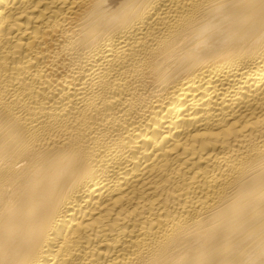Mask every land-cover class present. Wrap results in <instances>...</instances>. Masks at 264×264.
I'll return each mask as SVG.
<instances>
[{
	"label": "bare ground",
	"instance_id": "1",
	"mask_svg": "<svg viewBox=\"0 0 264 264\" xmlns=\"http://www.w3.org/2000/svg\"><path fill=\"white\" fill-rule=\"evenodd\" d=\"M0 264H264V0H0Z\"/></svg>",
	"mask_w": 264,
	"mask_h": 264
}]
</instances>
